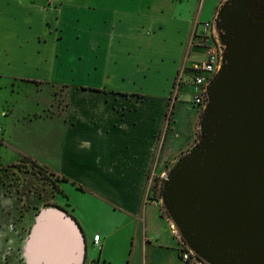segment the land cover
<instances>
[{
  "label": "crops",
  "instance_id": "obj_1",
  "mask_svg": "<svg viewBox=\"0 0 264 264\" xmlns=\"http://www.w3.org/2000/svg\"><path fill=\"white\" fill-rule=\"evenodd\" d=\"M203 1L0 0V88L49 91L38 110L15 116L16 106L3 105L0 114L13 125L54 122L57 164L29 152L21 158L50 168L61 187L82 190L75 206L50 200L78 223L86 262L199 264L182 258L181 236L153 187L197 138L202 109L185 108L175 84L206 57L192 36L216 18L222 0H208L205 15ZM18 194L6 187L0 227L11 233L22 225L24 247L37 214L52 205L34 191ZM7 196L31 206L11 210Z\"/></svg>",
  "mask_w": 264,
  "mask_h": 264
},
{
  "label": "water",
  "instance_id": "obj_2",
  "mask_svg": "<svg viewBox=\"0 0 264 264\" xmlns=\"http://www.w3.org/2000/svg\"><path fill=\"white\" fill-rule=\"evenodd\" d=\"M223 64L208 86L200 140L168 170L162 202L207 264H264V0H227ZM84 236L60 206L37 214L26 264H82Z\"/></svg>",
  "mask_w": 264,
  "mask_h": 264
},
{
  "label": "rangeland",
  "instance_id": "obj_3",
  "mask_svg": "<svg viewBox=\"0 0 264 264\" xmlns=\"http://www.w3.org/2000/svg\"><path fill=\"white\" fill-rule=\"evenodd\" d=\"M207 1L208 0H206V2L205 0L203 1L204 15L210 14L209 11L213 7V4L208 5ZM226 1L227 0H222L217 12V16L221 7ZM195 2L198 3L199 0H195ZM198 33V31H195L192 36V46L201 49L203 48L205 52H207V44H201V39L197 38ZM48 92L49 91L47 88H45L44 91L41 90L37 92L35 89H32V87L27 90V86H25V89L20 87V89L16 88V90L13 89L12 85L0 88V112L3 110V105H5V108L9 111L12 107L16 106V111L14 114L15 116L22 115L25 110H38L41 106L38 104L39 98L47 95ZM61 94H63V91ZM180 99L183 101L182 104L185 106V108L189 106L190 102H193L194 95L192 90L190 91L189 86L183 87L182 90L180 89ZM6 100H9V102ZM23 106L24 108H22ZM203 112L204 110H202L201 118ZM183 116L189 118L190 114L188 115L187 113L183 112L182 117ZM201 118L198 121L197 138L194 144H192L186 151L182 152L175 162L187 154L190 149L200 140L202 136ZM0 126H3L4 129H7L0 133V204H2L1 201L4 200V192L7 187L9 194H18L19 192L20 194L18 195H20V197H24L25 194L23 195V193L25 192L34 191L36 192V197H38L37 201H39L40 195L42 199L46 198L45 202H47L48 205H57L55 202L50 200V197L52 196H57L56 200L60 203H70L72 206L77 205L76 203H78L79 197L82 195L80 193L82 190L78 189L77 186L71 182H66L64 183L63 187H61L62 178L56 173L52 172L50 168L43 169L39 165L37 166L32 164L29 162V158H26V156L21 158L25 153L29 152L34 155H38L41 160H47V163L52 164L53 167L55 164H57L55 157H58L57 143L59 137L57 131L58 129L54 128V122L38 121V125L30 123L13 125V123H11V121H9V119L4 114H0ZM55 126L60 127L59 123H56ZM191 127L192 124L190 123V127H188L189 131H191ZM18 158H21V160L18 161ZM10 163H13L14 165ZM163 184L164 182L162 183L160 181V185H158V192L156 193V196H160L161 198V188H163ZM61 188L64 190H61ZM69 192H71L72 195H70ZM5 202L11 206V210L13 209L14 211L16 210L14 209V204H17V206L21 204L20 199L16 198V196L12 198L7 196V200H5ZM30 204L31 201L29 202L27 200L26 203H22L21 205L23 206V209H25L31 206ZM161 204L165 212L168 213L167 209L163 205V202H161ZM35 206L39 207L37 203ZM21 226L22 225H16V231H12L11 233L6 230V226L0 227V264H26L23 262L25 258L22 257V255H24V248L20 246V238L25 236V231L21 229ZM24 227L27 228L26 225H24ZM8 233L11 235L9 240L6 238ZM6 242L9 243V246L6 245L8 244ZM5 258L10 262L7 263L4 261Z\"/></svg>",
  "mask_w": 264,
  "mask_h": 264
},
{
  "label": "built area",
  "instance_id": "obj_4",
  "mask_svg": "<svg viewBox=\"0 0 264 264\" xmlns=\"http://www.w3.org/2000/svg\"><path fill=\"white\" fill-rule=\"evenodd\" d=\"M197 38L201 39V44H207L206 57L193 64L190 68L180 71L175 85L178 89H181L184 84H190L194 95L193 105L199 106L204 110L208 103V86L223 64L225 51V43L218 30L217 19L215 18L212 21L205 22ZM159 201L162 202V198ZM174 227L180 234V230L175 223ZM180 236L182 258L187 261L194 260L199 264H207L190 248L182 235ZM100 238V234L94 235V241L96 243L100 242ZM82 264L97 263L95 261H84Z\"/></svg>",
  "mask_w": 264,
  "mask_h": 264
},
{
  "label": "trees",
  "instance_id": "obj_5",
  "mask_svg": "<svg viewBox=\"0 0 264 264\" xmlns=\"http://www.w3.org/2000/svg\"><path fill=\"white\" fill-rule=\"evenodd\" d=\"M0 144H1V143H0ZM29 162H31L32 164H35V165H37V166L39 165V166H40L41 168H43V169H44V168H47V169H48V167H46V166H44V165H40V164H39L37 161H35V160H29ZM13 165H14V164H13ZM51 171H52V170H51ZM52 172H53V171H52ZM63 179L66 180L67 178H63ZM161 182H162V183L165 182V179L162 180ZM158 185H160V181H159V182L157 181V182H155V184H154L153 190H154V195H155V196H156V193L158 192ZM161 186H162V185H161ZM163 186H164V184H163ZM163 186H162V187H163ZM161 189H162V193H163V188H161ZM159 198H161V197H160V196H156V199H159ZM22 260H23V259H22ZM22 260H21V261H22Z\"/></svg>",
  "mask_w": 264,
  "mask_h": 264
}]
</instances>
